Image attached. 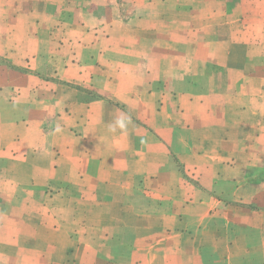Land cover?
Instances as JSON below:
<instances>
[{
	"label": "crops",
	"instance_id": "0c3cea01",
	"mask_svg": "<svg viewBox=\"0 0 264 264\" xmlns=\"http://www.w3.org/2000/svg\"><path fill=\"white\" fill-rule=\"evenodd\" d=\"M121 254L264 264V0H0V264Z\"/></svg>",
	"mask_w": 264,
	"mask_h": 264
},
{
	"label": "rangeland",
	"instance_id": "374dc122",
	"mask_svg": "<svg viewBox=\"0 0 264 264\" xmlns=\"http://www.w3.org/2000/svg\"><path fill=\"white\" fill-rule=\"evenodd\" d=\"M53 6V5H52ZM49 8L51 9L52 7L51 6H49V7H44L43 6V10H44V13L42 14L43 15V17L44 18H47L48 16H49ZM53 10V9H52ZM256 19V18H255ZM63 31H65V29H63ZM128 29L125 31V32H127L128 33ZM127 45H128V42L126 43ZM43 48H45V50L47 51V50H49L50 49V47L47 45V43H44V45H43ZM188 174V173H187ZM187 174L185 173L184 175H183V177L184 178H187L188 176H187ZM170 181L171 182H173V177L171 176L170 177ZM190 181V180H189ZM231 185L230 184H225V185H222V187L223 188H228L229 189V187H230ZM169 187V186H168ZM221 187V188H222ZM155 188H158V187H155ZM166 188V187H165ZM189 187H188V185H185V190L186 189H188ZM169 189H170V191L171 192H169V193H172V189H173V186H171V184H170V187H169ZM137 205H138V207H140L141 209L142 208H144L145 207V200L143 199V198H137V203H136ZM126 214V213H125ZM123 215V214H122ZM130 216L131 217H133L129 212H127V214H126V216L125 215H123L122 216V224H123V222L126 224V229H129V223H130V221H131V218H130ZM124 220V221H123ZM139 236H142V235H139ZM82 252H84L85 253V251H83L82 250ZM123 252V251H122ZM126 252V251H125ZM104 254H105V259H110L111 257H112V254H113V251L112 250H105L104 251ZM79 257L81 258L82 257V253L81 252H79ZM117 260V262L116 263H114V264H131V260H132V258H131V255H128V256H126L125 257V255H123V254H121V259L119 258V255L117 256V258H116ZM105 261V260H104ZM110 260H106L103 264H113V263H111V262H109ZM107 262V263H106ZM119 262V263H118Z\"/></svg>",
	"mask_w": 264,
	"mask_h": 264
},
{
	"label": "clouds",
	"instance_id": "9594fccd",
	"mask_svg": "<svg viewBox=\"0 0 264 264\" xmlns=\"http://www.w3.org/2000/svg\"><path fill=\"white\" fill-rule=\"evenodd\" d=\"M131 122V116L127 113H121L120 116L109 125V131L116 132L120 130L121 132H125Z\"/></svg>",
	"mask_w": 264,
	"mask_h": 264
}]
</instances>
